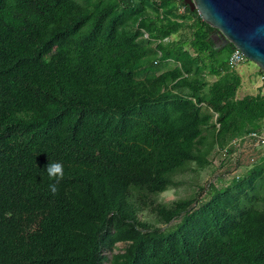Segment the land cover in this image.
<instances>
[{
	"label": "trees",
	"instance_id": "trees-1",
	"mask_svg": "<svg viewBox=\"0 0 264 264\" xmlns=\"http://www.w3.org/2000/svg\"><path fill=\"white\" fill-rule=\"evenodd\" d=\"M214 32L183 0H0V264H264V156L149 198L264 128Z\"/></svg>",
	"mask_w": 264,
	"mask_h": 264
},
{
	"label": "water",
	"instance_id": "water-1",
	"mask_svg": "<svg viewBox=\"0 0 264 264\" xmlns=\"http://www.w3.org/2000/svg\"><path fill=\"white\" fill-rule=\"evenodd\" d=\"M217 31L218 46L238 48L264 73V0H183Z\"/></svg>",
	"mask_w": 264,
	"mask_h": 264
},
{
	"label": "rangeland",
	"instance_id": "rangeland-1",
	"mask_svg": "<svg viewBox=\"0 0 264 264\" xmlns=\"http://www.w3.org/2000/svg\"><path fill=\"white\" fill-rule=\"evenodd\" d=\"M185 31V32H184ZM184 34H188L186 30H184ZM253 68H258L253 62L247 60L245 63L239 65L236 70L240 71L242 76L245 77V72L250 71L252 76H248L247 80L243 85L242 88L239 90L242 93H258L264 83L261 81L260 76L256 73H252ZM263 88L260 90V93H263ZM212 164L206 167L204 170L200 171L198 174L195 172L187 171L182 175H178V179L181 180V183L175 187H169L165 191H162L156 195H150V201L152 204L157 202H166L169 203L173 200L185 197H193L197 195L198 197L203 196L207 189L209 183H214L217 187L222 185H227L231 178L237 176L238 174H242L246 169L245 168H238V171L235 173H231L233 169H230V166L223 167L219 163L218 154H213ZM230 171V173H229ZM228 173V174H227ZM223 175L222 180H218V177ZM199 186L205 188L204 191L199 190ZM145 217L150 218L151 215L149 212H144ZM175 221H172L170 224H173ZM164 228L167 227L166 225L163 226ZM124 248V243H117L116 248L110 252L105 251L108 257L111 256V253H115L121 251Z\"/></svg>",
	"mask_w": 264,
	"mask_h": 264
},
{
	"label": "built area",
	"instance_id": "built-area-1",
	"mask_svg": "<svg viewBox=\"0 0 264 264\" xmlns=\"http://www.w3.org/2000/svg\"><path fill=\"white\" fill-rule=\"evenodd\" d=\"M179 11L183 12L184 7H180ZM246 61L247 58L241 54V51L238 48H233L228 58L229 66L236 68ZM260 79L264 81L263 72H261ZM216 152L218 153L219 163L223 167L230 166V169H233L231 173L237 172L238 168L247 170L258 163L259 159L264 156V128L234 137L223 147L217 148Z\"/></svg>",
	"mask_w": 264,
	"mask_h": 264
},
{
	"label": "clouds",
	"instance_id": "clouds-1",
	"mask_svg": "<svg viewBox=\"0 0 264 264\" xmlns=\"http://www.w3.org/2000/svg\"><path fill=\"white\" fill-rule=\"evenodd\" d=\"M46 171L50 179L55 182L49 185V189L53 195L58 192V184L64 177L63 165L59 162L49 163L46 167Z\"/></svg>",
	"mask_w": 264,
	"mask_h": 264
},
{
	"label": "crops",
	"instance_id": "crops-1",
	"mask_svg": "<svg viewBox=\"0 0 264 264\" xmlns=\"http://www.w3.org/2000/svg\"><path fill=\"white\" fill-rule=\"evenodd\" d=\"M169 62L168 63H163L160 67H162V68H160L161 70L162 69H166L167 67H169ZM238 67V66H237ZM236 67V68H237ZM236 68H235V70H236ZM237 71V70H236ZM238 72V74L241 76V85H240V89L242 88V91H243V85H244V83H245V80H247V78H249L248 76H252V74L250 73V71H247V72H245V77H243L242 76V74H241V72L240 71H237ZM261 72L262 71H260V69L259 68H253L252 69V73H256V74H258L259 76L261 75ZM262 81V80H261ZM263 82V81H262ZM263 88V90H264V85L261 87V89ZM240 89H238V92H237V96L239 97V98H241V97H243L244 95H247V94H256V93H242V91L240 92L239 90ZM260 89V90H261ZM262 94H264V92L262 93Z\"/></svg>",
	"mask_w": 264,
	"mask_h": 264
},
{
	"label": "flooded vegetation",
	"instance_id": "flooded-vegetation-1",
	"mask_svg": "<svg viewBox=\"0 0 264 264\" xmlns=\"http://www.w3.org/2000/svg\"><path fill=\"white\" fill-rule=\"evenodd\" d=\"M214 34H217V31H215ZM217 43H218V41H215L216 46H218ZM229 46H231V45H229Z\"/></svg>",
	"mask_w": 264,
	"mask_h": 264
}]
</instances>
